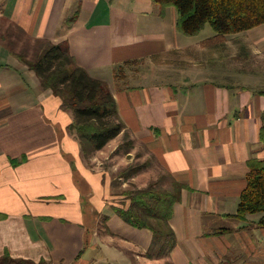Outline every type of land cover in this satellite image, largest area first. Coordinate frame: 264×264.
I'll use <instances>...</instances> for the list:
<instances>
[{
    "label": "crops",
    "instance_id": "obj_1",
    "mask_svg": "<svg viewBox=\"0 0 264 264\" xmlns=\"http://www.w3.org/2000/svg\"><path fill=\"white\" fill-rule=\"evenodd\" d=\"M177 17L175 7L162 10L153 0H0V256L104 264L109 256L95 252L106 245L140 264H264L259 215L236 216L249 162L264 159V24L235 38L238 62L251 58L252 78L165 80L160 74H179V65L191 75L204 68L203 60L181 58L187 46ZM17 33L33 44L66 42L93 77L120 84L109 83L133 136L188 185L170 220L176 241L169 252L151 255L160 245L151 229L105 211L110 177L83 161L73 114L17 56ZM152 66L158 77L131 81ZM103 213L105 231L95 226Z\"/></svg>",
    "mask_w": 264,
    "mask_h": 264
},
{
    "label": "trees",
    "instance_id": "obj_2",
    "mask_svg": "<svg viewBox=\"0 0 264 264\" xmlns=\"http://www.w3.org/2000/svg\"><path fill=\"white\" fill-rule=\"evenodd\" d=\"M161 6L175 7L178 17L176 27L179 33L191 37L198 36L208 26L215 34L205 46L217 47L227 38L264 24V0H153ZM76 17L69 20L73 25ZM34 56H17L34 70L44 88L52 89L62 99V108L73 114V128L80 141L82 153L91 157L104 149L122 132L130 140L118 153L130 155L136 147L127 131L128 126L121 116L117 99L105 80L93 77L86 68L78 64L66 42L54 43L51 40H36ZM161 57V56H159ZM158 58V57H157ZM122 70V69H121ZM120 69L117 74L120 73ZM264 93V92H263ZM264 140V128L261 131ZM140 165H130L121 177L129 180L140 171ZM170 183L162 184V179L153 181L145 188L126 190L130 199L128 207H114V211L128 224L137 228H149L155 234L159 246H165L157 254L169 252L175 245L176 235L171 227L174 206L182 199L188 185L173 175L166 174ZM164 182V181H163ZM246 187L240 195L237 218L245 219L248 214H257L259 225L264 227V159L249 162ZM167 183V182H166ZM0 264H50L47 260L34 261L15 258L9 252L0 256Z\"/></svg>",
    "mask_w": 264,
    "mask_h": 264
},
{
    "label": "rangeland",
    "instance_id": "obj_3",
    "mask_svg": "<svg viewBox=\"0 0 264 264\" xmlns=\"http://www.w3.org/2000/svg\"><path fill=\"white\" fill-rule=\"evenodd\" d=\"M12 33V30L10 31ZM215 34L212 26L208 25L200 35L198 36H185L183 34L179 35L180 41L184 46H187V55L182 56L183 60L189 61V59L195 63L194 59H191L190 56H193L199 61L203 60L204 63H198L199 65H203V71L200 72L198 75L197 70L190 74V66L187 65L179 67L182 68L179 74L177 73H162L160 74L161 78L165 77H174L185 75L190 77L191 80L198 79L201 80H212L217 83L225 84V85H233L236 84L239 80L238 74L245 73V77L247 79L252 78L250 71H248L251 66V58L247 57L246 60H243L242 63H239L238 60L241 59L238 57L239 53L236 51V47L239 50L237 45V41L235 38L237 36H243L247 34V31L240 32L238 34H234L229 37V42L225 43L223 46L218 45L217 47L205 46L211 42V37ZM13 36V35H11ZM14 36V41L17 42L16 50L19 54H25L28 58H32L34 56V47H36V43L32 40H28L25 38V35L22 33H17ZM13 40V39H12ZM234 40V41H232ZM32 50V51H31ZM172 55V54H171ZM169 56V55H168ZM162 58H166L162 57ZM152 59V58H151ZM160 62V61H159ZM25 63V62H24ZM147 64L149 65H157L158 61L151 60ZM153 67V66H152ZM150 70V73H140L141 79L135 80L132 79L134 83H144L148 79L150 81L153 80V76L158 77L157 74H153L154 67ZM246 68L247 71L241 70L242 68ZM180 68V69H181ZM185 72V74H183ZM125 78H120L119 80L121 83H124L126 80ZM118 80V81H119ZM165 80H169V78H165ZM114 76L109 78V83L112 84L114 87H119L117 81H114ZM131 138L136 143L135 148L132 150L130 155H124L118 153L122 147H125L127 144L126 142L129 139L126 132H122L117 138L113 139L104 149L95 152L91 157H86L82 153L83 161L86 163L93 170H100L105 171L109 175V182L111 183V195H110V202L107 206H105V211H114L115 204L119 205V207H128L130 205V199L126 197L124 192L126 190H130L133 188H145L149 186L153 181H159L163 178L162 184L165 187L169 185L170 180L166 177V174L169 173L168 171L159 163L158 158L155 153H152L148 150L145 142H140L137 140L131 130L128 128ZM140 165L139 173L132 179H125L121 177L123 174L122 172L129 167L130 165ZM164 181V182H163ZM167 182V183H166ZM87 186L85 191L87 190ZM118 207V206H117ZM249 215V214H248ZM109 219L107 214H101V216H95V226L103 231L108 230L107 220ZM155 236V234H154ZM155 241H157L155 239ZM156 246V245H155ZM165 246H156L152 248L149 252L151 254L159 253V250L164 249ZM113 252V253H111ZM98 258H102L103 254H107L109 258L105 260L104 264H140L138 260L134 261L127 253L120 254L118 251L115 250L113 247H106L103 245L101 249L96 250L95 252ZM117 253L119 256H117ZM100 259V260H102ZM98 261V260H97Z\"/></svg>",
    "mask_w": 264,
    "mask_h": 264
}]
</instances>
